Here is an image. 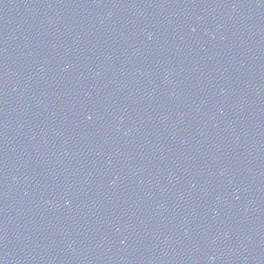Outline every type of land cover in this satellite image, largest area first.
I'll list each match as a JSON object with an SVG mask.
<instances>
[{
  "label": "water",
  "instance_id": "95a60500",
  "mask_svg": "<svg viewBox=\"0 0 264 264\" xmlns=\"http://www.w3.org/2000/svg\"><path fill=\"white\" fill-rule=\"evenodd\" d=\"M0 264H181L115 0H0Z\"/></svg>",
  "mask_w": 264,
  "mask_h": 264
}]
</instances>
